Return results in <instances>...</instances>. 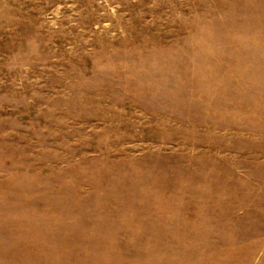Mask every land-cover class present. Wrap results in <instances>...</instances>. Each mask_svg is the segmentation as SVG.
<instances>
[{"label": "rangeland", "instance_id": "374dc122", "mask_svg": "<svg viewBox=\"0 0 264 264\" xmlns=\"http://www.w3.org/2000/svg\"><path fill=\"white\" fill-rule=\"evenodd\" d=\"M0 264H264V0H0Z\"/></svg>", "mask_w": 264, "mask_h": 264}]
</instances>
